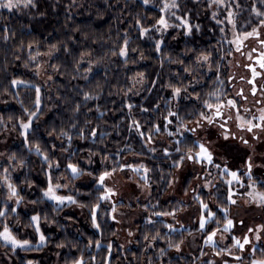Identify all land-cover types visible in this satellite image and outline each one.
Returning <instances> with one entry per match:
<instances>
[{
    "label": "clouds",
    "instance_id": "9594fccd",
    "mask_svg": "<svg viewBox=\"0 0 264 264\" xmlns=\"http://www.w3.org/2000/svg\"><path fill=\"white\" fill-rule=\"evenodd\" d=\"M0 264H264V0H0Z\"/></svg>",
    "mask_w": 264,
    "mask_h": 264
}]
</instances>
